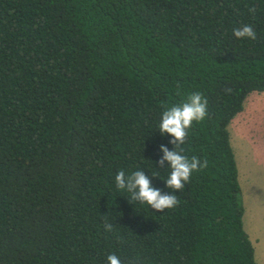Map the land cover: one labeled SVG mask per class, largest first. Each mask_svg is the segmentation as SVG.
<instances>
[{
    "label": "trees",
    "instance_id": "obj_1",
    "mask_svg": "<svg viewBox=\"0 0 264 264\" xmlns=\"http://www.w3.org/2000/svg\"><path fill=\"white\" fill-rule=\"evenodd\" d=\"M254 90L264 0H0V264H259L228 129ZM193 92L182 154L208 164L181 191L159 125ZM136 171L180 203L134 201Z\"/></svg>",
    "mask_w": 264,
    "mask_h": 264
},
{
    "label": "clouds",
    "instance_id": "obj_2",
    "mask_svg": "<svg viewBox=\"0 0 264 264\" xmlns=\"http://www.w3.org/2000/svg\"><path fill=\"white\" fill-rule=\"evenodd\" d=\"M255 11V9H251ZM233 35L238 38L256 39V32L251 25H244L233 29ZM226 91H231L226 89ZM207 98L200 92H193L187 96V100L181 104H174L167 107L162 114L160 129L173 135L172 143L177 146L176 151H169L164 147L165 156L163 159L170 162L171 174L167 178V185L173 189L184 190L187 182L190 181L193 171H199L207 167V160H201L195 156L189 159L184 153L185 137L187 130L191 128L194 121H202L207 116ZM163 163V160H161ZM117 187L119 189L126 188L125 172L119 171L115 177ZM129 191L138 189L133 193V200L141 203H147L157 212H163L165 209L176 207L180 201L177 195H162L158 189L151 186L150 180L142 171H136L127 183ZM105 229L112 231L113 225L105 223ZM109 264H122V261L116 254H110L107 257Z\"/></svg>",
    "mask_w": 264,
    "mask_h": 264
},
{
    "label": "rangeland",
    "instance_id": "obj_3",
    "mask_svg": "<svg viewBox=\"0 0 264 264\" xmlns=\"http://www.w3.org/2000/svg\"><path fill=\"white\" fill-rule=\"evenodd\" d=\"M230 142L235 150L238 179L242 189L244 221L247 233L253 239L254 256L264 262V239L253 237V231L264 234V91H251L244 100L243 109L228 125Z\"/></svg>",
    "mask_w": 264,
    "mask_h": 264
},
{
    "label": "crops",
    "instance_id": "obj_4",
    "mask_svg": "<svg viewBox=\"0 0 264 264\" xmlns=\"http://www.w3.org/2000/svg\"><path fill=\"white\" fill-rule=\"evenodd\" d=\"M232 146H233V144H232ZM233 150H234V147H233ZM234 152H235V150H234ZM234 154H235V153H234ZM235 158H236V156H235ZM236 161H237V159H236ZM237 167H238V164H237ZM244 214H245V212H244ZM244 214H243V224H244V226H245ZM247 224H248V226H249V229H250V231H251V235H252L253 237L258 236L257 239H261V238L264 239V234H260V233H259V234L256 235V232L253 231V229H256V227L253 226V225H250V220H249V223H247ZM245 230H246V229H245ZM246 232H247V231H246ZM248 235H249V238H250L251 241H252V244L254 245L252 237L250 236V234H248ZM263 263H264V262H263ZM263 263H260V264H263Z\"/></svg>",
    "mask_w": 264,
    "mask_h": 264
}]
</instances>
